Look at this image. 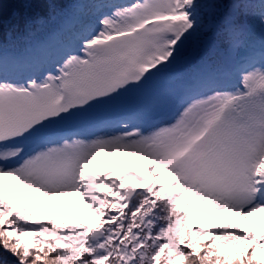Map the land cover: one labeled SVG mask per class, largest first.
<instances>
[{"label":"snow or ice","instance_id":"snow-or-ice-1","mask_svg":"<svg viewBox=\"0 0 264 264\" xmlns=\"http://www.w3.org/2000/svg\"><path fill=\"white\" fill-rule=\"evenodd\" d=\"M16 3L11 21L0 5V264H264V0ZM102 153L147 164L97 171ZM24 192L41 203L16 207ZM69 197L77 218L49 215Z\"/></svg>","mask_w":264,"mask_h":264},{"label":"rangeland","instance_id":"rangeland-1","mask_svg":"<svg viewBox=\"0 0 264 264\" xmlns=\"http://www.w3.org/2000/svg\"><path fill=\"white\" fill-rule=\"evenodd\" d=\"M132 2H133V0L128 1V2L125 1L124 3L127 4V3H132ZM256 32L258 33V30ZM239 70H240L239 65H237L236 67L233 68L232 73L229 76V87L237 84L236 81L238 80ZM120 110H121L120 108H115V109H111V110L97 109V110H94L93 117L103 116L105 114H110L111 112L120 111ZM78 121L80 123L85 122V120H81V119H78ZM141 126H142V123H141ZM144 128L151 129L150 127H144ZM114 130H115L114 128L106 129V131H114ZM95 131H97L96 128L94 130H91V131L86 130V131H82V132L84 134H90V133L95 132ZM99 157H102V158L103 157H106V158H121L122 157L126 160H133L135 162H138L144 167L147 164V162L144 160H137L134 157L122 155V154H117L114 156H108V155L102 153ZM99 157L97 158V160L99 159ZM106 167H125V168H128L129 170H133V168L130 167L129 165H127L126 163L120 164V165H109V166L108 165H102V166H99L98 168H96L95 170L101 171V170L105 169ZM145 175H147V171H146ZM113 178H115V177H113ZM132 183H133V181H131V180L126 182L127 185H131ZM139 190H142V189H139ZM36 196H37V194L34 192H24L21 195L16 197L15 206L16 207H21V206H29L30 207L33 204L39 205L41 203V201L35 199ZM74 201H75V204L71 205V203ZM78 201H79L78 197H69V198H64L58 202L45 201L44 203H47L49 205V209H48L49 215H60V216H68L70 218H77L78 212L75 210V205ZM195 214L196 215L193 216L191 223H195L196 221H199V220H207L208 222H213L221 216L228 215L227 213L222 214V213H215V212L209 213L207 216L200 214V213H195ZM254 219L256 220V226L259 227L261 221L259 220L258 217L254 218ZM241 224L242 225H248L249 222L243 221V222H241Z\"/></svg>","mask_w":264,"mask_h":264},{"label":"trees","instance_id":"trees-1","mask_svg":"<svg viewBox=\"0 0 264 264\" xmlns=\"http://www.w3.org/2000/svg\"><path fill=\"white\" fill-rule=\"evenodd\" d=\"M0 5H2V13H3V18L6 21H11V16L14 12L20 11L18 4L16 3V0H1ZM207 35L209 33H206ZM205 34V36H206ZM219 40H221V37H219ZM75 201L71 203V205H74ZM87 212V209L84 210ZM79 216V213H77ZM195 214V213H194ZM193 214V215H194ZM201 243H205V241H201Z\"/></svg>","mask_w":264,"mask_h":264},{"label":"bare ground","instance_id":"bare-ground-1","mask_svg":"<svg viewBox=\"0 0 264 264\" xmlns=\"http://www.w3.org/2000/svg\"><path fill=\"white\" fill-rule=\"evenodd\" d=\"M112 161H114L115 164H123V163H126L127 165L131 166L134 170L136 171H142L145 169L144 166H142L140 163L138 162H135L133 160H126L124 158H118V159H113ZM109 162V161H108ZM107 161L106 162H103L104 164L108 163ZM97 166H95L96 168ZM144 173H146V171H144ZM227 216V215H226ZM225 216V217H226ZM235 219V218H234ZM243 222V220L240 221V223Z\"/></svg>","mask_w":264,"mask_h":264}]
</instances>
